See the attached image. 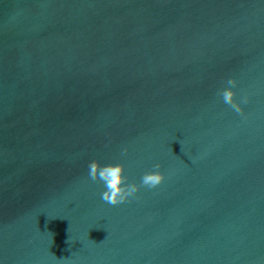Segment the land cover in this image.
<instances>
[{
  "label": "water",
  "instance_id": "95a60500",
  "mask_svg": "<svg viewBox=\"0 0 264 264\" xmlns=\"http://www.w3.org/2000/svg\"><path fill=\"white\" fill-rule=\"evenodd\" d=\"M0 264H264V0H0Z\"/></svg>",
  "mask_w": 264,
  "mask_h": 264
},
{
  "label": "clouds",
  "instance_id": "9594fccd",
  "mask_svg": "<svg viewBox=\"0 0 264 264\" xmlns=\"http://www.w3.org/2000/svg\"><path fill=\"white\" fill-rule=\"evenodd\" d=\"M227 84L230 87L221 90L218 95L235 112L243 114L244 109L236 99L237 93L232 90L237 85V81L230 79ZM243 102L247 103V98ZM121 155L126 156L127 152H122ZM154 168L157 170L142 176L141 184L139 185L128 183V177L125 175L126 168L123 164L102 166L99 161H92L88 165V176L92 181H100L104 184L106 190L101 193L103 201L111 205H119L135 196L140 191L141 186L154 189L165 182L167 179L166 175L158 170L161 165L156 164Z\"/></svg>",
  "mask_w": 264,
  "mask_h": 264
}]
</instances>
